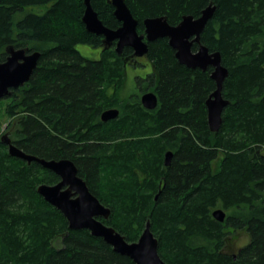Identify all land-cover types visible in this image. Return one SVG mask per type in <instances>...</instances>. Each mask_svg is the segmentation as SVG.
<instances>
[{
  "label": "trees",
  "instance_id": "obj_1",
  "mask_svg": "<svg viewBox=\"0 0 264 264\" xmlns=\"http://www.w3.org/2000/svg\"><path fill=\"white\" fill-rule=\"evenodd\" d=\"M89 1L104 26H120L108 0ZM210 1L215 11L200 43L228 70L218 132L209 131L206 117L211 68L180 65L167 39L148 43L152 71L138 80L140 94L121 97L132 50L118 55L114 44L104 47L102 37L86 32L84 0H0V62L10 45L40 53L30 80L0 99V130L7 120L11 143L26 154L71 160L111 211L98 220L127 242L149 222L166 264H264V0L125 3L142 34L147 18L176 26L183 16L198 18ZM78 45L99 48V58H85ZM148 91L157 97L154 110L140 103ZM108 109L118 116L103 122ZM58 180L9 156L0 140V264H133L87 230L68 229L37 193ZM217 209L223 222L212 217ZM237 231L248 241L229 253Z\"/></svg>",
  "mask_w": 264,
  "mask_h": 264
},
{
  "label": "water",
  "instance_id": "obj_2",
  "mask_svg": "<svg viewBox=\"0 0 264 264\" xmlns=\"http://www.w3.org/2000/svg\"><path fill=\"white\" fill-rule=\"evenodd\" d=\"M108 2L113 8L112 15L120 26L117 29L104 26L92 9L90 1L84 0L81 20L86 32L102 37L104 47H111L114 44V50L118 55L124 48H130L134 59L146 57L148 43L167 39L180 65L202 72L211 68L210 78L215 84V89L205 101L206 117L209 131L218 132L222 124L223 111L228 105V101L222 95L228 70L222 65L218 52H209L208 48L200 43V36L215 11L213 2H209L198 18L183 16L176 26L169 25L165 17L147 18L143 21L142 34H138V21L132 16L125 0ZM194 44L197 45L195 51L192 50ZM5 53L7 55L5 61L0 62V99L10 96L12 91L30 80L40 57L39 52H29L26 48L14 49L11 45L6 47ZM140 103L145 110H154L158 101L154 93L145 92L140 97ZM117 116V109H108L101 113L100 119L107 122L116 119ZM0 140L7 146L9 156L27 164L37 163L59 178L54 185H39L37 193L62 214L67 221L68 229L87 230L91 236L101 238L113 252L129 258L133 264H166L158 255V243L150 231L149 222H146L138 240L129 243L112 227L98 220H107L111 211L89 191L71 160H45L26 154L11 143L7 134L1 136ZM171 158L172 153L166 152L164 155L166 167L169 166ZM212 217L218 222H223L225 214L217 209L212 212Z\"/></svg>",
  "mask_w": 264,
  "mask_h": 264
},
{
  "label": "rangeland",
  "instance_id": "obj_3",
  "mask_svg": "<svg viewBox=\"0 0 264 264\" xmlns=\"http://www.w3.org/2000/svg\"><path fill=\"white\" fill-rule=\"evenodd\" d=\"M77 50L87 59L97 60L99 58V48H91L87 45H78ZM152 71L151 64L146 57L136 58L131 64L126 65L125 81L123 83L120 96L123 98L130 95H139L138 80L145 79ZM7 120H4L1 125L0 137L7 134ZM248 241V236L245 231H237L231 234L227 241V251L229 253H236L238 248L243 246Z\"/></svg>",
  "mask_w": 264,
  "mask_h": 264
},
{
  "label": "flooded vegetation",
  "instance_id": "obj_4",
  "mask_svg": "<svg viewBox=\"0 0 264 264\" xmlns=\"http://www.w3.org/2000/svg\"><path fill=\"white\" fill-rule=\"evenodd\" d=\"M133 60V59H132ZM134 61V60H133ZM149 92V91H148ZM7 147V146H6ZM14 158V157H13ZM20 160V159H19ZM22 161V160H21ZM26 163V162H25ZM32 163H34V162H32ZM27 164V163H26ZM31 164V163H30ZM30 164H27V165H30ZM59 179V178H58ZM59 181V180H58Z\"/></svg>",
  "mask_w": 264,
  "mask_h": 264
}]
</instances>
